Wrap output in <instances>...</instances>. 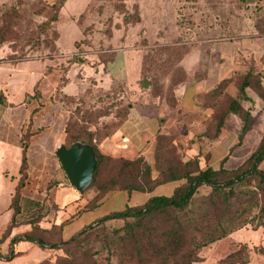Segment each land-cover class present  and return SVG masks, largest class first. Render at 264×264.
<instances>
[{"label": "crops", "instance_id": "obj_1", "mask_svg": "<svg viewBox=\"0 0 264 264\" xmlns=\"http://www.w3.org/2000/svg\"><path fill=\"white\" fill-rule=\"evenodd\" d=\"M9 1L0 0V8ZM90 1H62L56 22L57 59L32 58L19 62L3 60V50L0 49V237L13 218L10 203L20 179L23 142L27 141V169L24 186L20 189V211L15 215L14 226L9 235L0 243L2 256L8 254L13 237L31 230L28 223L30 219L39 217L38 225L42 229H50L52 225L71 219L62 231V237L66 239L104 214L120 211L126 205L143 204L151 196H170L177 185L168 182L156 186L148 193L111 191L95 210L82 212L94 196V191L84 194L76 192L69 184L56 156V148L64 143V128L68 116L63 99L77 95L79 73L95 80H110L108 71L111 66L98 61L96 67L88 68L80 64V61L74 64L70 58H65L68 61L65 63L67 68L61 79L60 67L57 65L64 61L63 57L75 54L77 45L83 38L79 18ZM251 40L250 43L245 40L219 43L214 51L217 61L213 59L212 66L202 75L193 74L191 79L174 90V106L162 99H141L134 105L128 104L125 120L110 137L98 143V151L106 156L126 160L142 157L153 167L154 177L158 175L156 167L160 151L171 152L182 162L197 158L202 169L206 166L217 168L225 157L226 164L230 158V149L233 150L237 143L236 133L241 120L229 115L216 133H211L210 121H213L215 104L225 96L222 84L232 78L234 60L239 53L249 55L250 60L254 61L253 66L261 67V83L264 87V37L253 36ZM227 57L230 62H227ZM124 68L126 71V63ZM140 71L141 63L137 78L140 77ZM100 75L104 78H100ZM247 97L260 99L251 90L247 92ZM230 119L238 129L234 134L226 136L225 127ZM180 136H189L194 141L192 144L182 143L176 146L174 142ZM161 137L170 143L159 145L158 138ZM52 205L56 208H52ZM258 229L264 231L262 228ZM254 243L251 245L264 249ZM238 244L244 243H233V251ZM13 250V258L34 257L37 262L32 264L52 255L50 251L42 250L30 242H19L14 245ZM225 257L217 260L216 264H222L221 260ZM0 264L7 262L0 260Z\"/></svg>", "mask_w": 264, "mask_h": 264}, {"label": "rangeland", "instance_id": "obj_2", "mask_svg": "<svg viewBox=\"0 0 264 264\" xmlns=\"http://www.w3.org/2000/svg\"><path fill=\"white\" fill-rule=\"evenodd\" d=\"M60 3V0H11L8 6L0 8V13L9 7L14 9L10 21L15 25L7 30L6 41L0 44L3 60L57 59V54L49 53L45 42L52 40V28H56L57 21L51 24L49 17L55 12L58 16ZM78 23L83 38L75 54L63 57L64 61L57 65L61 79L67 68L65 58H70L74 64L80 61L88 68L96 67L98 61L104 62L111 66L108 71L110 80H95L79 73L77 95L63 99L67 121L72 117L83 129L104 134L114 129L128 104L134 105L141 99L171 102L179 84L187 82L193 74L202 75L214 60L217 61L214 51L219 43L242 40L250 43L253 36L264 37V0H91ZM229 59L226 58L227 62ZM142 60V75L137 78ZM253 63L249 55L239 53L235 57L233 76L222 84L225 96L220 98L221 102L227 104L228 99L237 95L240 76L247 69L256 74L251 82L256 83L257 76L263 75L261 67L253 66ZM143 83H147V87H143ZM246 105L252 118L240 143L230 152L226 168L239 165L264 135V110L257 111L256 105ZM240 117L243 121L244 113ZM215 127L216 123L211 120V133L217 132ZM237 129L230 119L225 127L226 136L234 134ZM239 133L240 127L237 137ZM188 137H178L175 145L192 144L194 140ZM167 142L170 143L164 140ZM120 226L121 222L108 224L109 230ZM235 242L244 243L236 250L237 260L264 264L263 256L251 245L256 242L264 248V231L253 230L252 225L204 249L201 260L195 264H216L233 251ZM95 247L101 250V245ZM3 261L7 264L37 262L32 256ZM111 264H118V261L113 258Z\"/></svg>", "mask_w": 264, "mask_h": 264}, {"label": "trees", "instance_id": "obj_3", "mask_svg": "<svg viewBox=\"0 0 264 264\" xmlns=\"http://www.w3.org/2000/svg\"><path fill=\"white\" fill-rule=\"evenodd\" d=\"M62 1L60 0L59 9ZM8 3L2 7L8 6ZM13 14L14 9L11 7L0 13V44L6 41L7 30L15 26L10 21ZM57 19V13H52L49 23L53 24ZM55 30L56 28H52V42H45L50 54H57ZM143 63L144 60L141 61L140 76ZM254 76L256 74L253 70H247L240 76L237 95L228 99L227 104L221 102V99L215 104L213 121L216 123L217 132L229 115L241 120L236 145L240 143L252 118L251 111L248 107L245 108L248 106L246 104L256 105L257 111L264 110L262 75L260 78L257 76L256 83L250 81L255 78ZM249 90L260 99H249L247 97ZM172 97L171 102L163 100L168 105L174 106L176 104L174 93ZM128 110L127 105L122 119L113 130L104 134L83 129L72 117L66 122L63 145L68 148L75 142L88 144L96 156L92 182L82 193L93 190L94 196L82 212L95 210L104 196L111 191H124L127 194L132 191L148 193L158 185L174 182L177 185L172 194L151 196L143 204L126 205L120 211L104 214L66 239L62 237V231L71 219L59 225H52L50 229L39 227V217L30 219L28 223L31 225V230L13 237L10 240L8 254L0 255V260H10L15 256L13 250L15 244L30 242L52 253L49 258L37 264H103L104 262L111 264L113 258L118 264H195L201 260L200 253L204 248L226 238L231 233L247 225H252L253 229H264V135L250 154L235 168L225 167L227 157L222 159L217 168L206 166L202 169L198 165L197 158L182 162L173 153L160 151L156 167L158 175L154 177L153 167L142 157L126 160L103 155L97 149L99 142L119 129ZM241 113H244L243 121L240 117ZM164 140L166 139L158 138V144H165ZM26 149L27 141L24 140L19 169L20 179L10 203L13 218L2 233L0 243L9 235L10 229L14 226L15 215L20 211V189L24 186L27 169ZM202 191L206 193H201ZM52 208L56 207L52 205ZM114 222H121V226L109 230L108 224ZM95 245H101L102 251ZM239 246L242 244L236 245V249L222 259L221 263H241L237 260L236 253ZM258 252L264 258V249L260 248ZM246 263L248 262L241 264Z\"/></svg>", "mask_w": 264, "mask_h": 264}, {"label": "water", "instance_id": "obj_4", "mask_svg": "<svg viewBox=\"0 0 264 264\" xmlns=\"http://www.w3.org/2000/svg\"><path fill=\"white\" fill-rule=\"evenodd\" d=\"M143 87H147V83H143ZM56 156L75 191L81 194L88 189L96 167V156L92 148L80 142L68 148L60 144L56 148Z\"/></svg>", "mask_w": 264, "mask_h": 264}]
</instances>
